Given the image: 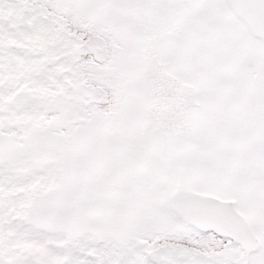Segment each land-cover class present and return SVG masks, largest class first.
Returning a JSON list of instances; mask_svg holds the SVG:
<instances>
[{"label": "snow or ice", "instance_id": "1", "mask_svg": "<svg viewBox=\"0 0 264 264\" xmlns=\"http://www.w3.org/2000/svg\"><path fill=\"white\" fill-rule=\"evenodd\" d=\"M0 264H264V0H0Z\"/></svg>", "mask_w": 264, "mask_h": 264}]
</instances>
